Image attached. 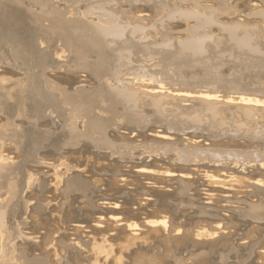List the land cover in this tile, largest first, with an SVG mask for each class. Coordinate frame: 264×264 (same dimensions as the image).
Masks as SVG:
<instances>
[{"label":"rangeland","instance_id":"obj_1","mask_svg":"<svg viewBox=\"0 0 264 264\" xmlns=\"http://www.w3.org/2000/svg\"><path fill=\"white\" fill-rule=\"evenodd\" d=\"M53 1L56 9L70 11L66 6L68 0ZM180 1L177 0L181 8L185 10L186 7L188 11L194 8L196 2L199 3L198 10H201L200 5L211 4L208 0ZM35 5L31 0H0V157L12 163L13 169L0 183V216L4 217L0 222V264H264V218L255 220L246 215L249 204L264 203V184L255 186L256 190L250 187L254 180L264 182V165L255 161L256 166L246 164L237 167L236 171L234 161H230L231 164L229 161L215 159L186 164L184 159L187 158V148L189 152L188 144H192L191 153L196 147V152L202 151L201 156L206 154L205 159L210 156V152L213 154L225 150L239 151L244 155L246 152L256 157L264 154V105H245L235 101L240 96L252 100L258 98L261 102L264 100V17L257 14L255 18L256 15H253L246 22L228 10L224 13L216 12L213 15L214 22L201 31L198 29L195 35L192 33L195 21L177 16L176 20L170 22L175 25L174 30L151 32L145 40L146 47L142 46L141 40H134L138 39L137 35L132 36L126 30L125 36L133 38L129 48L132 54L129 55L130 60L123 58L122 64L118 58L119 69L115 66L118 65V62L115 63V55H120V50H114L117 52L114 54L111 49L108 54L111 64L115 63L114 66L122 71L119 72L120 80V76L126 75L120 84L129 88L132 86L130 89L136 94L135 101H139L136 105L140 108L136 107L139 111L135 112L140 120L135 115V122L139 120L141 126L133 122L134 117L123 114L126 106H122L124 109L122 104L118 106L117 113L120 115L115 117L113 127L106 131L108 140L117 148L109 151V148L100 150L85 137L70 147H63L62 141L65 140L69 123L62 116L63 106L58 103L60 90L74 93L84 86L96 90L97 84L81 72L56 68V47H44L35 37L34 29L38 25L35 22L38 14ZM114 7H117L116 4ZM117 13L116 16H120V12ZM155 13H159V17L162 12L158 9ZM155 19L154 23L158 25ZM30 23L36 26L31 28ZM238 25L241 27L237 28ZM231 27L237 28L236 34L239 37L244 35L242 31L247 30L253 41L249 40V46L252 45L250 49L228 40L229 36L223 32V28ZM203 30L207 31L210 38L203 44L202 51L206 53L201 57L204 59L181 51L180 43L186 37L203 35ZM223 34V37L220 36ZM166 36H169L168 39ZM158 41H167L173 48H162L164 43L159 44ZM254 43L256 47L253 48ZM19 44H33L35 54L23 56L17 50ZM257 47L258 51L255 49ZM252 48L255 49L254 54ZM123 53L124 57H129L127 51ZM262 63L263 69H260ZM132 72L141 75L142 72L156 73L155 76L163 80L160 86L169 88V91L160 93L162 96L147 92L145 87H149L146 85L149 78L141 76L142 81L140 75ZM129 73L137 80L128 77ZM243 82L247 85L243 86ZM212 87H215V91ZM179 92L190 93V96L183 99ZM198 93L211 95L213 99H197L193 95ZM159 98L161 103L158 104L161 107L157 108L155 105ZM157 109L162 112L156 114ZM160 132L166 133V136L176 135L177 140L165 139L163 144ZM10 135L18 136L20 140L15 143ZM172 141L173 145L167 143ZM161 145L168 147L164 148L166 153L159 149L161 147L163 151ZM178 148L180 150L176 152ZM181 153H185V157L182 154L181 158ZM180 158L184 160L180 162ZM171 165L183 168L177 171L188 175L189 184L171 181L164 176L162 172L166 168H174ZM141 168L153 171L139 173ZM249 171L260 173H254L251 178ZM219 179H222V183ZM148 221H163L164 225H149ZM134 225L135 232L130 229ZM198 233L209 236L200 237Z\"/></svg>","mask_w":264,"mask_h":264},{"label":"bare ground","instance_id":"obj_2","mask_svg":"<svg viewBox=\"0 0 264 264\" xmlns=\"http://www.w3.org/2000/svg\"><path fill=\"white\" fill-rule=\"evenodd\" d=\"M32 2H35V5L38 9V14L36 15V20L35 22H37V26L35 27V37L40 41V43L42 42V44H44V47L48 46H55V51H54V55L57 56V60L58 64L56 66V68L59 70V68L63 69V71L65 69H71L73 71H75V73H79L81 72L82 74H84L86 77H88L89 79L93 80V83L96 82L97 84V88L96 90L93 89H88V88H78L79 90H76L74 93H68L69 91H67L66 89L64 90H60L59 93V97H58V103L63 106V110L61 111L62 116L66 119V121L68 120V128L67 131L65 133V140L62 141V145L63 147L72 146L75 143H78L79 141H81V139L83 137H85V139H89L90 141L93 142V144L97 147V148H101L100 150H105V148H109L110 150L115 149V145H112L111 142L108 140V134H106V131L109 130L111 127H113V125L115 124L116 121V116L120 115V113H117V109L118 106L121 107L122 106H126L125 107V113L123 114H128L133 119L135 122V119L138 116L139 119V115H137L139 111V109H137L136 107H139L138 105H136V102H139L138 100L135 101L136 99V94L135 92H132V86H130V88L127 86H123L120 84V82L123 83L122 77L126 76V75H122L121 80L119 78V72L121 73L122 71H119V59L120 58V62L122 63L123 58H127V60H130V56L132 55L130 54L129 48H131V44H133L132 40L133 38H129L128 36H125L126 30L130 33V35L134 36L137 35L138 39H134L135 41H140L142 42L141 44H143L142 46L146 47L147 43L145 42V40L148 38L147 36H149V34H151V32H158L159 33H163L166 31H170L173 29V27L175 25L170 24L171 21H173V19H175L177 16H179L178 18H183L184 20L189 21L191 19V21H195V25H193L192 28V33H196L198 32L200 29V31L202 29H204L205 27H208L206 25H209L210 23L214 22L213 20V15L216 12H220V13H224V11H230L231 13L237 14L239 15L240 18L243 19V21H246L248 19H251V17H253V15L255 18L257 17V14L259 15V17H261L260 15H262V17H264V0H208L209 3H211L210 5H205V6H201L200 5V9L197 8V6H199V3L196 2V0H194V2H196V7L193 6L194 8L192 10H187L185 7V10H183L181 8V5L179 4V2H177V0H68V4L66 5L70 11H60L58 9H56L55 7H57L54 3L53 0H31ZM180 1V0H178ZM185 1V0H184ZM184 1H180V2H184ZM199 2V1H198ZM66 3V2H65ZM113 3L116 4L117 7L113 6ZM187 3V1H186ZM34 4V3H32ZM110 4H112V6L110 7ZM123 4V5H122ZM188 4V3H187ZM207 4V3H206ZM17 5V4H16ZM109 5V6H108ZM204 5V4H203ZM34 6V7H35ZM124 6V7H123ZM30 7V6H29ZM35 7V9H36ZM188 7V6H187ZM28 8V7H26ZM67 8V9H68ZM121 8H125L124 10H122ZM190 8V7H189ZM25 9V8H24ZM64 9H66V7H64ZM158 9L161 10V15L158 17L159 13H155ZM187 10V11H186ZM120 12V16H116L118 13ZM3 12V11H2ZM1 12V13H2ZM35 12V13H36ZM28 14V13H27ZM222 15V14H221ZM227 15V14H226ZM4 16V15H3ZM34 15H31V17ZM251 16V17H250ZM35 17V16H34ZM32 17V18H34ZM158 17V19H157ZM230 17V16H229ZM25 18V17H24ZM27 18V17H26ZM157 20H156V19ZM180 18V19H181ZM223 18V17H222ZM239 18V19H240ZM154 19L156 21H158V25L156 23H154ZM228 19V18H227ZM260 19V18H259ZM264 19V18H262ZM31 20V19H30ZM29 20V21H30ZM125 20V21H123ZM176 20V19H175ZM174 20V21H175ZM217 20V19H216ZM235 20V19H234ZM258 20V19H257ZM124 23H123V22ZM155 21V22H156ZM262 21V20H260ZM259 21V23H260ZM33 22V21H32ZM182 22V21H181ZM184 22V21H183ZM219 22V21H218ZM221 22V21H220ZM223 22V21H222ZM258 22V21H257ZM132 23V24H131ZM230 23V22H229ZM252 23V22H251ZM28 24V23H27ZM35 24V23H33ZM176 24V23H175ZM216 24V23H215ZM221 24V23H219ZM223 24V23H222ZM225 24V23H224ZM223 24V25H224ZM228 24V21H227ZM226 24V25H227ZM238 24V23H237ZM257 24V23H256ZM31 26V23L29 24ZM177 25V24H176ZM180 24L178 23V26ZM33 26V25H32ZM31 26V28H32ZM33 26V27H34ZM191 26V25H190ZM190 26H188L187 28H189ZM212 26V25H211ZM215 26V25H213ZM218 26V25H217ZM228 27L230 25H227ZM250 26V25H249ZM192 27V26H191ZM222 27V26H221ZM225 27V26H224ZM233 27V26H232ZM228 28L225 29L223 28V32H226V34H228L227 36H229L228 40L231 42L234 41V44L236 43V45L238 46H245L247 49H250V47L252 45L249 46V40L251 41V36L249 35V33L247 32V30L242 31V33L244 34L243 36L239 37L236 34V31L238 27L241 26H237V28ZM253 27V24H252ZM255 27H257L255 25ZM179 28V27H178ZM177 28V29H178ZM181 28V25H180ZM179 28V29H180ZM242 28H246V27H242ZM241 28V30H242ZM184 29V28H183ZM174 30V29H173ZM176 30V29H175ZM187 30V29H185ZM198 30V31H197ZM254 30H256V28H254ZM258 30V28H257ZM25 31V30H24ZM184 31V30H183ZM182 31V32H183ZM189 31V30H188ZM216 31V30H215ZM174 32V31H173ZM171 32V33H173ZM177 32V31H176ZM206 30H203V35L199 34V36H195V35H190L189 37H186L185 40H180L182 41L180 43V49L181 51H186L187 54L189 52V54H192V56L196 57L195 55H199V58L202 56V54H205L206 52H203V44L204 42H206L205 40L208 38V33H206ZM217 32V31H216ZM259 32V31H258ZM175 33V32H174ZM178 33H181L180 31ZM191 33V34H192ZM214 33V32H213ZM185 34V33H184ZM208 34V35H207ZM215 34V33H214ZM217 34V33H216ZM127 35V34H126ZM129 35V36H130ZM187 35V34H186ZM201 35V36H200ZM211 35V34H210ZM242 35V34H240ZM26 36V35H25ZM183 36V35H182ZM220 36H224L220 35ZM226 36V37H227ZM31 37V36H30ZM161 37V36H160ZM167 39L169 36H166ZM172 37V36H171ZM176 38V36H174ZM180 37V36H179ZM217 36H215L216 38ZM158 38V37H157ZM164 38V37H162ZM173 38V37H172ZM212 38V37H211ZM214 38V37H213ZM221 38V37H220ZM219 38V40H220ZM225 38V37H224ZM255 38V37H252ZM29 39V38H28ZM132 39V40H131ZM179 39V38H178ZM177 39V43L179 42ZM181 39V38H180ZM150 40V39H149ZM157 40V39H156ZM155 40V41H156ZM259 40V39H258ZM37 41V40H36ZM134 41V42H135ZM144 41V42H143ZM154 41V42H155ZM169 41V40H168ZM157 42V41H156ZM161 42V41H160ZM159 43V41H158ZM161 43H164L161 42ZM159 43V44H161ZM172 43V41L170 42ZM222 43V42H221ZM233 43V42H232ZM231 43V45H232ZM42 44L40 46H42ZM140 44V45H141ZM158 44V45H159ZM179 44V43H178ZM212 44H214L212 42ZM260 44V43H259ZM150 45V44H149ZM163 45V44H162ZM210 45H211V41H210ZM216 45V44H215ZM255 45V43H254ZM135 46V44H134ZM179 46V45H177ZM176 46V48H177ZM221 46V45H220ZM235 47V45H232V47ZM151 47V45L149 46ZM173 48L170 44H168L167 41H165L164 45L162 48ZM209 47V46H208ZM226 47V46H225ZM256 47L253 46V48ZM43 48V47H42ZM115 48V49H114ZM137 48V47H136ZM153 48H156L153 46ZM170 48V49H171ZM213 48V47H212ZM224 48V47H223ZM239 48V47H237ZM251 49L253 54L255 53V49L256 51H258V47L255 49ZM112 49V50H111ZM117 49V52L120 54L118 55L117 52H115L114 50ZM142 49V48H141ZM148 49V48H147ZM231 49V48H230ZM241 49V47H240ZM17 50L20 54H22L25 57H30V55L35 54V47L33 44L31 45H26L23 46L22 44H19L17 47ZM114 51L115 58L116 61L115 63L118 65H115L117 67L114 66V64H111L110 62V58H109V51ZM138 50V49H137ZM150 50V49H149ZM155 52L157 50L153 49ZM162 50V49H161ZM179 50V49H178ZM238 50V49H237ZM236 50V51H237ZM243 50H246L243 47ZM248 51V52H251ZM122 51L125 52L127 51V56L129 57H124V53L122 54ZM134 51V50H133ZM142 51V50H141ZM180 50L178 51L179 53L181 52ZM205 51V50H204ZM218 51V50H217ZM45 52V50H44ZM146 52V51H144ZM164 52V51H163ZM233 52V50H232ZM247 52V55H248ZM48 53V50H47ZM53 53V52H52ZM137 53V52H136ZM157 53V52H156ZM176 53V50H175ZM183 53V52H182ZM261 52H258V54H260ZM44 54V53H43ZM161 54V53H160ZM209 54V53H208ZM237 54V53H236ZM235 54V55H236ZM257 54V52H256ZM264 54V53H263ZM111 55V54H110ZM136 55V54H135ZM154 55V54H153ZM184 55V54H183ZM220 55V54H219ZM222 55V54H221ZM226 56V54H224ZM232 57V54H229ZM234 55V54H233ZM41 56V55H40ZM117 56V57H116ZM139 56V55H138ZM152 56V55H149ZM164 56V55H163ZM191 56V55H190ZM188 56V57H190ZM210 56V55H209ZM208 56V57H209ZM258 56V55H257ZM54 57V56H53ZM155 57V56H154ZM165 57V56H164ZM169 57V56H167ZM182 57V56H181ZM230 57V58H231ZM55 58V57H54ZM113 58V56H112ZM143 58V57H142ZM151 58V57H150ZM153 58V57H152ZM156 58V57H155ZM193 58V57H192ZM236 58V57H235ZM243 58V57H242ZM256 58V57H255ZM114 59V58H113ZM167 59V58H166ZM170 59V58H169ZM201 59H204L201 57ZM210 59V58H209ZM213 59V58H212ZM254 59V58H253ZM258 59V58H257ZM263 59V58H262ZM124 60V59H123ZM136 60V59H135ZM144 60V58H143ZM162 60V59H161ZM226 60V59H225ZM264 60V59H263ZM262 60V61H263ZM147 61V60H145ZM187 61V60H186ZM191 61V59H190ZM235 61V60H234ZM237 61V60H236ZM127 62V61H126ZM140 62V61H139ZM152 62V61H151ZM230 62V61H229ZM239 62V61H238ZM47 63L48 62H44ZM130 63V62H129ZM145 63V62H144ZM192 63V62H191ZM194 63V62H193ZM231 63V62H230ZM123 64V63H122ZM164 64V63H163ZM172 64V63H171ZM198 64V63H197ZM260 64V63H259ZM49 65V64H48ZM140 65V64H139ZM149 65V64H148ZM156 65V64H154ZM137 66V64H136ZM142 66V65H141ZM175 66V65H174ZM178 66V65H177ZM215 66V65H214ZM240 66V65H239ZM259 66V65H258ZM263 69V63L261 64ZM49 67V66H48ZM122 67V65H121ZM124 67V65H123ZM144 67V66H143ZM187 67V66H186ZM185 67V68H186ZM245 67V66H243ZM52 68V67H51ZM137 68V67H136ZM135 68V70H136ZM170 68V67H169ZM196 68V67H195ZM213 67H211L212 69ZM220 68V67H219ZM259 68V67H258ZM60 69V70H61ZM67 69V71H68ZM134 69V68H132ZM140 69V68H139ZM144 69V68H143ZM142 69V70H143ZM203 69V68H202ZM239 69V68H237ZM70 70V72H72ZM141 70V69H140ZM198 70V69H197ZM255 70V69H253ZM77 71V72H76ZM149 71V69H148ZM165 71V70H164ZM163 71V72H164ZM176 71V70H175ZM217 71V70H216ZM261 71V70H259ZM264 71V70H263ZM59 72V71H58ZM62 73V71H60ZM59 72V73H60ZM66 72V71H65ZM69 72V71H68ZM131 72V71H130ZM138 72V71H136ZM158 72V71H157ZM170 72V71H169ZM173 72V70H172ZM171 72V73H172ZM64 73V72H63ZM135 75H140L141 76H145L146 78L148 77L149 80L147 79L146 85H149V87H145L146 91L149 93H157L156 95H160V93H163V91L168 92V89H164L163 86L161 87L160 85H162L163 80H161V78H157L155 76V74L151 73H147V72H142L141 74L132 72ZM129 73L130 75L128 77H133V74ZM141 73V71H140ZM220 73V72H219ZM224 73V72H223ZM256 73V72H255ZM124 74V73H123ZM147 74V75H146ZM158 75V74H157ZM167 75V74H166ZM245 75V73H244ZM175 76V75H174ZM240 76V75H239ZM243 76V75H242ZM247 76V75H246ZM136 77V76H135ZM164 77V76H163ZM162 77V78H163ZM182 77V76H181ZM186 77V75H185ZM196 77V76H195ZM200 77V76H199ZM217 77V76H216ZM219 77V76H218ZM226 77V76H224ZM244 77V76H243ZM139 76H138V82L140 80ZM144 78V79H146ZM165 78V77H164ZM169 78V77H167ZM166 78V79H167ZM178 78V77H177ZM193 78V77H192ZM191 78V79H192ZM197 78V77H196ZM231 78V77H229ZM264 78V77H263ZM164 79V80H166ZM233 79V78H232ZM242 79V78H241ZM253 79V78H252ZM117 82L114 83L115 81ZM126 80V79H125ZM124 80V81H125ZM128 80V79H127ZM130 80V79H129ZM133 80V79H132ZM134 80H137V78H134ZM142 80V78H141ZM204 80V79H203ZM220 80V79H219ZM239 80V79H238ZM85 81V80H84ZM83 81V82H84ZM105 81H107L108 83H105ZM143 81V80H142ZM168 81V80H167ZM166 81V82H167ZM182 81V80H181ZM186 81V80H185ZM194 81V80H193ZM230 81V80H229ZM253 81V80H252ZM257 81V80H256ZM255 81V82H256ZM165 82V83H166ZM178 82V80H177ZM189 82V81H188ZM218 82V81H217ZM224 82V81H223ZM233 82V81H232ZM239 82V81H238ZM254 82V84H255ZM169 83V82H168ZM176 83V82H174ZM186 83V82H184ZM199 83V82H198ZM204 83V82H203ZM207 83V82H206ZM234 83V82H233ZM237 83V80H236ZM84 84V83H83ZM86 84V83H85ZM129 84V83H127ZM180 84V82H179ZM183 84V83H182ZM187 84V83H186ZM192 84V83H191ZM190 84V85H191ZM89 85V84H88ZM126 85V84H125ZM132 85V84H129ZM172 85V84H171ZM181 85V84H180ZM195 85V83H194ZM206 85V84H205ZM223 85V84H221ZM247 85V83L245 84ZM244 82H243V86ZM257 85V84H256ZM95 86V84H94ZM93 86V87H94ZM134 86V85H133ZM193 86V85H192ZM201 86V85H200ZM204 86V85H203ZM219 86V85H218ZM232 86V85H231ZM81 87V86H80ZM181 87V86H180ZM183 87V86H182ZM181 87V88H182ZM207 87V86H206ZM226 87V86H225ZM174 88V87H173ZM186 88V87H185ZM213 88V87H212ZM215 88V87H214ZM213 88V89H214ZM246 88V87H244ZM261 88V87H260ZM263 88V87H262ZM180 89V88H179ZM207 89V88H206ZM219 89V88H218ZM223 89V88H222ZM195 90V89H194ZM197 90V89H196ZM238 90V89H237ZM241 90V89H240ZM246 90V89H245ZM254 90V89H253ZM258 90V89H256ZM215 91V89H214ZM219 91V90H218ZM243 91V90H242ZM255 91V90H254ZM253 91V93H255ZM138 92V91H137ZM136 92V93H137ZM223 92V91H222ZM261 92V90H260ZM7 94H9L8 92H6ZM170 93V92H169ZM178 93V92H177ZM180 93V92H179ZM232 93V92H231ZM240 93V92H239ZM245 93V92H244ZM250 93V92H249ZM257 93V92H256ZM182 95L183 99H187V97L189 98L190 93L187 94V92L184 93H180ZM206 94V93H205ZM211 94V93H210ZM260 94V93H259ZM141 95V94H139ZM236 95V94H235ZM241 95V94H240ZM249 95V94H248ZM150 96V95H149ZM162 96V95H160ZM192 96V95H191ZM193 96H195L197 99H204L206 101L213 99V96L211 95H204L202 93H198V95L194 94ZM214 96H218V94L214 95ZM234 96V95H233ZM144 97V96H143ZM164 97V96H163ZM167 97V96H166ZM222 97V96H221ZM147 98V97H146ZM158 98V97H156ZM162 98V97H160ZM159 100L154 99V103L156 104L155 106L157 108L161 107V105L159 106V104L161 103ZM215 98V97H214ZM164 99V98H163ZM224 99V98H223ZM228 99V96L227 98ZM230 99V98H229ZM232 99V97H231ZM230 99V100H231ZM254 99V97H253ZM256 99V101H255ZM254 100H252V98H245V97H238L237 103H243L246 105V103H254V104H258L259 105L262 104V106L264 105V100H261L263 102H261L260 100L258 101V98H255ZM145 100V98H144ZM167 100V99H166ZM174 100V99H173ZM190 100V99H189ZM216 100V98H215ZM142 101V100H141ZM150 101V100H149ZM199 101V100H198ZM201 101V100H200ZM160 102V103H159ZM174 102V101H173ZM203 102V101H202ZM230 102V101H229ZM148 103V102H147ZM152 103V102H151ZM150 103V104H151ZM159 103V104H158ZM206 104H208L207 102H205ZM212 104H214L211 101ZM210 103V104H211ZM235 103V102H234ZM119 104V105H118ZM124 104V105H123ZM139 104V103H138ZM144 104V103H143ZM209 104V105H210ZM241 104V105H243ZM178 105V104H177ZM205 105V104H204ZM147 106V104H146ZM159 106V107H158ZM167 106V105H166ZM221 106V105H220ZM224 106V105H223ZM145 107V106H143ZM170 107V106H169ZM176 106H174L175 108ZM210 107V106H209ZM5 108V107H4ZM123 108V107H122ZM127 108V109H126ZM140 108V107H139ZM153 108V107H152ZM164 108V105L163 107ZM160 108V109H162ZM208 108V107H207ZM244 108V107H243ZM124 109V108H123ZM155 109V108H154ZM211 109V108H210ZM241 109V108H240ZM246 109V108H245ZM149 110V109H148ZM183 110V109H182ZM224 110V109H223ZM248 110V109H247ZM126 111L128 113H126ZM136 111V112H135ZM158 112H155L156 114H159L160 110L157 109ZM244 111V110H243ZM162 112V110H161ZM160 112V113H161ZM177 112V110H176ZM202 112V111H201ZM208 112V111H206ZM205 112V113H206ZM211 112V111H210ZM246 113L248 111H245ZM136 113V114H135ZM154 113V114H155ZM184 113V112H183ZM244 113V112H243ZM250 113V112H249ZM252 113V112H251ZM196 114V113H195ZM209 114V113H208ZM128 115H125L126 117ZM136 115V117H135ZM150 115V114H149ZM197 115V114H196ZM212 115V114H211ZM210 115V116H211ZM244 115V114H243ZM246 115V114H245ZM154 116V115H152ZM179 116V114H178ZM214 116V115H212ZM147 117V116H146ZM149 117V116H148ZM216 117V115H215ZM250 118V116H248ZM247 116L245 118H248ZM129 118V117H128ZM184 118V117H183ZM248 118V119H249ZM9 119V118H8ZM127 119V118H126ZM130 119V120H131ZM168 119V118H167ZM199 120V118H197ZM213 119V118H212ZM7 120V119H6ZM129 120V121H130ZM140 120V119H139ZM139 120L136 121L135 123L138 122L139 124ZM144 120V118L142 119ZM148 120V119H147ZM183 120V119H182ZM192 120V118H191ZM237 120V119H236ZM10 121V119H9ZM153 121V120H152ZM167 121V120H166ZM177 121V120H176ZM214 121V120H212ZM241 121V120H240ZM131 122V121H130ZM149 122V121H148ZM198 122V121H197ZM80 123V126H79ZM142 123V122H141ZM153 123V122H152ZM168 123V122H167ZM188 123V122H187ZM65 124V123H64ZM143 124V123H142ZM150 124V123H149ZM186 124V123H185ZM234 124V123H233ZM241 126H243V123H240ZM140 125V124H139ZM164 124L162 123V126ZM235 125V124H234ZM233 125V126H234ZM246 125V124H245ZM66 126V125H65ZM141 126V125H140ZM248 126V125H247ZM259 126V125H258ZM262 126V125H261ZM146 127V126H145ZM155 127V126H154ZM237 127H240L239 125ZM245 127V126H243ZM247 128V127H246ZM258 128V127H257ZM135 129V128H134ZM172 129V127H171ZM178 129V127H177ZM187 129V128H186ZM200 129V128H199ZM238 129V128H237ZM189 130V129H188ZM202 130V129H201ZM264 130V129H263ZM164 131V130H163ZM179 131V130H178ZM178 131L177 134H178ZM182 131V130H181ZM179 131V132H181ZM240 131V130H239ZM255 131V130H254ZM108 132V131H107ZM188 132V131H187ZM230 132V131H229ZM246 132V131H245ZM162 132H160L161 134ZM174 133V131H173ZM184 133V132H183ZM234 133V132H232ZM240 133V132H239ZM244 133V132H243ZM257 133V132H256ZM264 133V132H263ZM140 134V133H139ZM195 134V133H194ZM211 134V133H210ZM224 134V133H223ZM221 134V136L223 135ZM226 134V133H225ZM237 134V132L235 133ZM253 134V133H252ZM110 135V134H109ZM219 135V134H218ZM232 135V134H231ZM234 135V134H233ZM249 135V134H248ZM185 136V135H184ZM191 136V135H190ZM208 136V135H207ZM213 136V135H211ZM230 136V135H229ZM239 136V135H238ZM10 137H13L15 143H17V141H19V137L15 136V135H10ZM159 137V136H158ZM173 137V138H172ZM181 137V136H180ZM198 137V136H197ZM224 137V136H223ZM235 137V136H234ZM111 138V136H110ZM160 138L162 139L161 142H163L164 144V140L165 139H176L177 137L175 136H166L165 134H161ZM186 138V137H185ZM179 139V138H178ZM239 140V138H237ZM261 139V138H260ZM88 140V142H89ZM170 140V141H171ZM186 140V139H185ZM189 140V139H187ZM153 141V140H152ZM197 141V140H196ZM233 141V140H232ZM91 142V144H92ZM160 142V141H159ZM184 142V141H183ZM189 142V141H188ZM193 142V141H192ZM169 144H174V142H167ZM190 143V142H189ZM114 144V142H113ZM116 144V142H115ZM162 144V143H160ZM196 144V143H195ZM195 144L193 145V147H195ZM117 145V144H116ZM192 145V144H190ZM189 146V152H188V148L187 146H185L187 148V158H184L186 161V164H192L191 162H196L199 163L202 160H207V161H212V160H220L222 161H234L233 164L236 166V171L238 170V168H241L244 165H255V161L260 162L264 165V154H258V156L256 157V155H248L245 152V155L239 151H218L212 154V152H210V159L209 157L205 159V156H201L200 154H202V151L196 152V147L193 149V154L191 153V148ZM199 145V144H198ZM162 146V145H161ZM170 146V145H169ZM197 146V144H196ZM154 147V146H153ZM163 147V151L162 148L159 147V149H161V152H165L164 151L165 147H167L165 145L162 146ZM202 147V146H201ZM252 147V146H251ZM117 148V147H116ZM168 148V147H167ZM166 148V149H167ZM171 149V147H170ZM173 149V148H172ZM175 149V148H174ZM173 149V150H174ZM198 149V148H197ZM211 149V148H210ZM224 149V148H223ZM227 149V148H226ZM230 149V148H229ZM234 149V148H233ZM146 150V149H145ZM148 150V149H147ZM150 150V148H149ZM148 150V151H149ZM172 150V152L174 153L175 156V152ZM178 152V150H180L179 148L176 149ZM182 150V149H181ZM199 150V149H198ZM208 150V149H207ZM206 151V150H205ZM159 152V150H158ZM207 152V151H206ZM244 152V151H243ZM155 153V152H154ZM170 153V150H169ZM250 154L252 152H249ZM254 153V152H253ZM178 154V153H176ZM181 153V158L183 157V154ZM157 155V154H156ZM162 155V154H161ZM207 155L208 152H207ZM185 157V155H184ZM169 158V157H168ZM177 158H179L177 156ZM180 158V159H181ZM172 159V158H170ZM173 159H176L173 157ZM183 159V160H184ZM237 159V160H236ZM182 159L180 160L183 161ZM215 160V161H216ZM10 161V160H9ZM161 161V160H160ZM179 161V159H178ZM177 163V160L175 161ZM183 162V164L185 163ZM242 162V164H241ZM179 163V162H178ZM195 163V164H196ZM231 163V162H230ZM157 164V163H156ZM212 164V163H211ZM228 164V162H227ZM226 164V165H227ZM232 164V163H231ZM259 164V163H258ZM67 166V164H64ZM175 165V164H174ZM171 165V166H174ZM69 166V165H68ZM231 166V165H230ZM248 167V166H247ZM252 167V166H251ZM71 168V170H70ZM69 170L70 172L72 171V167H70ZM190 167H188L189 169ZM192 168V167H191ZM197 168V167H196ZM195 168V169H196ZM207 168L208 167H204ZM203 168V169H204ZM228 168V167H227ZM254 168V167H253ZM259 168V167H258ZM68 169V168H65ZM149 169V168H148ZM148 169H139V173H152V169L148 170ZM167 170H164L162 173L164 174L165 177L170 178L169 180H175V181H180L182 182L184 185L185 184H189L187 182H189L188 180V175L181 173L179 171H177L178 169H183L182 167H178L174 166V168L172 167L170 170H168V168H166ZM186 169V168H185ZM187 169V170H188ZM194 169V168H193ZM202 169V168H200ZM252 169V168H251ZM199 170V169H198ZM224 170V169H223ZM13 171L12 169V163L8 162L7 159H4L3 156L0 157V183L2 184V181L6 178L7 175H9L11 172ZM218 170H216L217 172ZM244 171V169H243ZM221 172V171H220ZM249 171V176H254L255 174H259L260 171L257 172H251ZM3 173V175H2ZM255 173V174H254ZM263 174V173H262ZM2 175V176H1ZM138 175V174H137ZM151 176V175H150ZM205 176V175H204ZM211 177V176H210ZM227 177V176H226ZM225 177V178H226ZM234 177V176H233ZM257 177V176H256ZM4 178V179H3ZM191 178V177H190ZM202 178V177H201ZM207 178V177H206ZM250 178V180H251ZM188 179V180H187ZM197 180V179H196ZM216 180V179H215ZM224 180V179H223ZM74 181V180H73ZM217 181V180H216ZM219 182L222 181V179L218 180ZM255 182H253L250 187H252L253 189L256 190L257 187L255 186H259L264 184V182L262 180H254ZM68 183V182H67ZM167 183V182H166ZM191 183V182H190ZM213 183V182H212ZM222 183V182H221ZM248 183V182H247ZM251 183V182H249ZM70 184V183H68ZM249 185V184H248ZM183 186V185H181ZM190 187V185H189ZM1 188V187H0ZM183 188V187H182ZM184 189V188H183ZM188 189V188H187ZM213 191V190H212ZM246 211V210H244ZM245 213V212H244ZM246 215L250 218H253L255 220H260L262 218H264V203H260L259 204H249L248 205V209L246 212ZM3 215L0 216V222L3 220ZM149 225H159V224H163V221L161 222H156V221H148ZM172 227V223L171 226ZM135 225L134 227L130 228L131 230L134 231ZM1 229V228H0ZM2 230V229H1ZM0 230V231H1ZM2 232V231H1ZM135 232V231H134ZM198 236L202 237V236H209L208 234H203V233H198ZM101 248H99L98 250H100ZM133 252V251H132ZM132 255V254H131Z\"/></svg>","mask_w":264,"mask_h":264}]
</instances>
